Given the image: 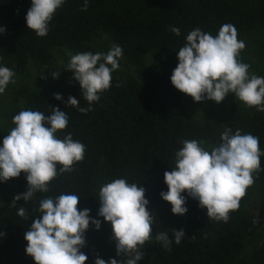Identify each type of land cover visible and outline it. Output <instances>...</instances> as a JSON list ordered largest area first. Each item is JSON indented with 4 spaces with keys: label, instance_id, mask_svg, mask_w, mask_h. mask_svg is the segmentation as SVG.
<instances>
[{
    "label": "trees",
    "instance_id": "obj_1",
    "mask_svg": "<svg viewBox=\"0 0 264 264\" xmlns=\"http://www.w3.org/2000/svg\"><path fill=\"white\" fill-rule=\"evenodd\" d=\"M30 6V0H0V26H6V33L0 35L4 66L23 73L30 61L45 65L56 47H65L73 55L95 54L89 42L104 33L121 46L125 59L136 67V77L113 72L110 88L100 93L91 111L82 113L54 98L59 93L66 102L72 96L80 100V107H88L72 73L65 71L66 63L58 79H52L49 73L45 83L26 94L23 107L13 110L12 117L22 110L45 115L54 107L67 111L68 125L57 136L63 139L71 133L73 140L85 146V155L71 172L59 173L47 193H37L26 203L21 200L12 204L16 195L27 190L23 172L0 183L5 200L0 212V232L5 234L0 237V264H35L25 253L24 234L41 215L40 200L61 194L79 196L78 210L89 209L90 216L102 222L99 230L90 224L85 233L82 251L88 256L86 264H94L97 255L105 261L117 258L124 264L127 257L116 256L111 224L97 216L101 186L118 178L146 188L148 210L153 216L151 239L142 246L144 257L138 264H264V244L241 254L244 232L252 229L248 188L239 208L230 210L227 223L207 218L206 209L190 197L187 213L174 215L170 203L160 196L167 191L164 173L175 167L181 141L203 140L213 146L220 142L221 132L216 126L197 120L193 99L171 84L178 50L195 28L215 36L223 24L231 23L239 39L264 25V0H89L87 11H81L83 0H66L45 37L27 28L25 16ZM171 27L179 28L180 36L172 33ZM147 53L158 59L156 66L145 64ZM230 114L233 133L239 129L241 134L258 137L264 152V112L232 108ZM260 167L253 176L262 181L264 194V155ZM20 207L25 208L26 217L18 215ZM172 229L185 232L179 245L174 242ZM164 231L173 240L170 250L155 240Z\"/></svg>",
    "mask_w": 264,
    "mask_h": 264
},
{
    "label": "clouds",
    "instance_id": "obj_2",
    "mask_svg": "<svg viewBox=\"0 0 264 264\" xmlns=\"http://www.w3.org/2000/svg\"><path fill=\"white\" fill-rule=\"evenodd\" d=\"M66 0H30L25 20L28 29L39 37L50 31L49 24ZM89 0H83L81 11H87ZM171 32L180 36V29L171 27ZM6 26H0V35ZM245 43L238 40V33L231 23L223 24L215 36L195 28L186 36V43L178 50V64L170 76L171 84L194 102L205 100L222 102L233 94L248 108L264 112V77L249 73L250 65L240 60ZM70 59L66 70L80 86V96L88 107H80V100L62 94H54L57 101L68 108H78L82 113L92 110V104L100 100V93L111 86V74L120 68L123 51L113 44L107 53H68ZM64 71H49L52 79H58ZM16 73L3 64L0 57V95L10 84H15ZM69 122L67 111L51 108L45 115L40 111L22 110L12 118L15 125L0 141V183L17 178L23 172L27 190L14 197L13 203L32 200L37 193H47L50 182L59 174L71 172L75 163L81 162L85 146L73 140L67 133L63 139L57 136ZM206 141L183 140L175 153V167L164 173L167 191L161 198L170 203L171 212L182 216L187 213V198L206 209L207 218L214 221L229 220L230 210H237L246 189L253 185V173L261 171L259 138L241 134L237 129L225 127L220 133V142L207 150ZM59 166V167H58ZM186 193L187 195H183ZM81 198L76 194H61L39 202L40 217L35 219L24 234L27 241L25 253L35 264H86L88 256L82 251L86 245L85 233L90 224L96 230L101 220L90 216L89 209L78 210ZM100 207L97 213L112 226L116 256L127 257L124 264H138L144 257L141 250L151 239L153 216L148 210L146 188L142 184L128 183L118 178L101 186ZM18 215L26 217L24 207ZM174 242L179 245L185 237L183 229H172ZM5 234L0 232V237ZM155 240L166 250L173 240L166 231L156 235ZM94 264H120L117 258L108 261L96 256Z\"/></svg>",
    "mask_w": 264,
    "mask_h": 264
},
{
    "label": "rangeland",
    "instance_id": "obj_3",
    "mask_svg": "<svg viewBox=\"0 0 264 264\" xmlns=\"http://www.w3.org/2000/svg\"><path fill=\"white\" fill-rule=\"evenodd\" d=\"M238 40L245 43V48L240 53V60L250 65L249 73L264 77V25H258L255 29L241 36ZM89 44L96 52L107 53L115 43L107 34L94 37ZM71 50L65 47H56L51 50V59L41 65L30 61L23 73H16L15 84H10L5 93L0 95V141L8 135L13 128L11 113L17 107H23L24 97L28 92L38 88L49 78L50 70H60L68 63ZM145 64L156 66L158 59L152 53L144 57ZM120 68L116 70L122 76L136 77V67L130 64L122 55ZM196 106L195 117L197 120L212 122L218 131L222 132L225 127L232 123L230 111L232 108L249 111L243 102L229 94L217 104L215 101L205 100L194 102ZM198 141V140H197ZM207 142V141H206ZM211 150L209 142L203 145ZM263 184L257 176H254L253 185L249 186L250 200L247 204L252 217V229L244 232V248L241 254L248 253L253 247L264 244V194ZM4 192L0 187V212L4 210Z\"/></svg>",
    "mask_w": 264,
    "mask_h": 264
}]
</instances>
